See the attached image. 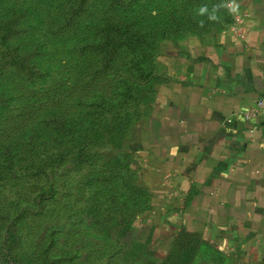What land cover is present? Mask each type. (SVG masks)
<instances>
[{
  "label": "rangeland",
  "instance_id": "374dc122",
  "mask_svg": "<svg viewBox=\"0 0 264 264\" xmlns=\"http://www.w3.org/2000/svg\"><path fill=\"white\" fill-rule=\"evenodd\" d=\"M69 1L0 0V138L10 147L0 156V264H264L196 235L151 255L158 201L132 150L169 54L216 40L233 14H197L221 0H87L65 22ZM106 33L122 35L109 67L99 48ZM29 114L49 117L47 127L15 131L46 142L17 153L7 133Z\"/></svg>",
  "mask_w": 264,
  "mask_h": 264
},
{
  "label": "crops",
  "instance_id": "0c3cea01",
  "mask_svg": "<svg viewBox=\"0 0 264 264\" xmlns=\"http://www.w3.org/2000/svg\"><path fill=\"white\" fill-rule=\"evenodd\" d=\"M237 2L216 40L169 54L167 80L132 137L139 179L158 201L151 255L187 231L264 257V109L238 114L264 96V0Z\"/></svg>",
  "mask_w": 264,
  "mask_h": 264
},
{
  "label": "trees",
  "instance_id": "16d2710c",
  "mask_svg": "<svg viewBox=\"0 0 264 264\" xmlns=\"http://www.w3.org/2000/svg\"><path fill=\"white\" fill-rule=\"evenodd\" d=\"M87 0H72L69 1V8H68V13H67V17L65 19V22H71L74 20V18L83 11L82 6L83 4L86 2ZM112 2H118L119 0H111ZM127 29H130L129 26H124ZM120 29V27H118L116 30L118 31ZM122 35H118L115 36L114 39H112V36H110L109 34H105L103 37L102 42L100 43L99 48L104 52V57H103V66L105 65L106 67H109L110 65H112V60L113 57L115 55V53L118 50V47L121 44V41L119 40L121 38ZM138 34L131 32V35L128 37L129 40H132V37H137ZM13 62L15 64L16 62V57H13ZM31 72V71H30ZM140 90H137L136 92H139ZM24 119H22L20 122H18L16 125H13L11 128L14 130H10L8 131L7 134H9L8 137L11 138V141H13V145L14 148H19L17 153H20L21 151H23L24 148L28 147L26 146L27 144L32 145V147H35L34 145L37 143L39 145L44 144L46 141L45 139L41 138V136H38V132L33 133V132H28V130H26L25 132H21L20 134H17V132L15 131L17 127H22V128H26V125L30 122L31 127H37L41 129H45V127H47V124L49 122V117H42L38 114V116L34 117V114H29L27 117H23ZM54 123V127H57L58 122L56 124L55 121H52ZM41 134V133H39ZM5 138L2 139L0 138V156L2 154H4V152L6 153L9 149L10 151V147H6L5 146ZM36 142V143H34ZM5 157V155L3 156V158ZM2 157H0V161L3 160ZM178 239L179 236H195L194 234L187 232V231H182L177 235Z\"/></svg>",
  "mask_w": 264,
  "mask_h": 264
},
{
  "label": "clouds",
  "instance_id": "9594fccd",
  "mask_svg": "<svg viewBox=\"0 0 264 264\" xmlns=\"http://www.w3.org/2000/svg\"><path fill=\"white\" fill-rule=\"evenodd\" d=\"M221 8L228 11L229 14H237L239 12L240 5L237 0H221L219 4H215L211 9L207 5H201L198 8V15L201 17H207L210 22H218L220 17L218 15ZM198 26L203 28L205 21L203 19L198 21Z\"/></svg>",
  "mask_w": 264,
  "mask_h": 264
},
{
  "label": "built area",
  "instance_id": "2783aa9c",
  "mask_svg": "<svg viewBox=\"0 0 264 264\" xmlns=\"http://www.w3.org/2000/svg\"><path fill=\"white\" fill-rule=\"evenodd\" d=\"M263 109H264V96H261L260 98H258L256 100L253 107H251L250 109H248L246 111H242L238 114L245 119H251L253 117H256V116L262 114ZM229 119L231 120V118H229Z\"/></svg>",
  "mask_w": 264,
  "mask_h": 264
}]
</instances>
